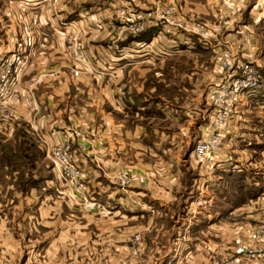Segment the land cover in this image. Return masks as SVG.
<instances>
[{"label":"rangeland","instance_id":"374dc122","mask_svg":"<svg viewBox=\"0 0 264 264\" xmlns=\"http://www.w3.org/2000/svg\"><path fill=\"white\" fill-rule=\"evenodd\" d=\"M75 2L78 15L64 21L74 20V46L80 44L90 60L81 65L82 72L110 74L109 104L125 110L130 124L147 115L140 112L141 105L157 106L159 111L170 101L188 103L195 111L202 106L199 114L178 113L193 120L185 133L191 139L185 157L201 162L192 156V149L212 129L211 90L229 84L245 66L264 76V0ZM143 40V44L151 40L150 45H140ZM20 42L0 53V264H264V256L235 262L237 245L253 243L254 228L264 225V198L259 192L264 187V149H255L257 155L250 163L247 150L251 149L233 131L244 128L241 123L251 108H259L261 89L239 95L225 136L223 162L206 163L205 182L221 189L222 198L203 184L202 198L195 196L190 205L201 217L219 210L223 216L210 225L200 224L185 241L182 235L173 238L185 231L182 225L173 226L178 217L179 224L184 221L182 204L174 215L152 206L140 211L134 181L123 186L118 177L111 181L81 170L74 145L77 137L88 138L81 125L59 129L64 139L56 144L46 143L42 131L30 127L33 121L36 124V94L25 87L23 78L31 66L29 48L19 46ZM28 44H32L29 39ZM13 52L22 58L23 69L8 79L1 74L3 58ZM72 55L75 67L80 62L73 49ZM75 83L85 89L88 82ZM101 83L92 84L99 105ZM77 95L81 106L77 116H85L93 98L83 92ZM159 111L153 115L162 125ZM47 115V124L60 120V114ZM199 125H206L204 135L197 136ZM234 142L237 151H231ZM60 146L67 148L78 175L55 157ZM216 164L226 174L218 177L210 172ZM125 169L134 175L128 167L121 172ZM200 203L206 210L201 214L195 208Z\"/></svg>","mask_w":264,"mask_h":264},{"label":"crops","instance_id":"0c3cea01","mask_svg":"<svg viewBox=\"0 0 264 264\" xmlns=\"http://www.w3.org/2000/svg\"><path fill=\"white\" fill-rule=\"evenodd\" d=\"M23 1L0 0V53L3 50H10L16 45V41L23 42L18 43L19 46L29 48L27 57L30 58L31 68L23 80L26 83L25 87H29L36 94L34 115L36 124L34 125L33 121L30 127L39 128L43 133V140L48 144L50 142L56 144L64 139L62 131L59 130L64 126L73 127L76 123V126L81 125L85 128L88 133L86 141L80 137L74 140L78 151L76 158L81 170L89 175L101 174L111 181H117L121 170L130 168L135 175L134 185L141 199L137 208L140 211L148 210V206H152L174 215V209L182 204L184 207L182 213L185 212L184 221L179 224L178 217L173 221V226L177 225L179 228L182 225L185 231L173 238L179 239L182 235L181 239L189 241L191 239L189 232L199 228L197 226L210 225L221 219L223 214L220 210L208 211L209 214L202 217L194 213V209L190 210L195 196L202 198L203 184L207 185L205 181L208 162L198 163L189 156L187 159L185 157L189 153L191 141L185 133L193 121L189 115L192 112L199 114L202 106L199 105L198 111H195L188 103L177 105L170 101L164 107L161 106L162 110L159 111L157 106L141 105L138 106L142 110L140 112L147 115L144 116V120L142 117V120L134 118L135 123L130 124L125 118V110H121L118 105L109 104L111 93L109 73L81 72L79 75L73 73L76 63L72 55V49L75 47L73 36L77 29L72 26L74 20L68 23L64 19L78 15L76 0ZM28 39L29 43H32L31 46ZM149 41L145 40L146 43L143 44V40L140 45H150ZM83 79L85 82H91L90 86L85 83V89L75 83ZM99 81L102 82L101 105L94 101L92 88L93 82ZM117 91L118 95L122 92L120 89ZM79 92L93 98L90 101L92 105L90 111L80 117L77 116L78 107H81L77 101ZM259 95L262 96L259 108L257 106L251 108L246 122L241 123V127L244 128L233 130L236 138L245 142V148L251 149L247 150L250 151L247 156V159L251 160L250 163L254 162V155H257L254 150L262 152L264 149V92ZM157 111L163 113L160 115L162 125H158L157 116L153 115L158 113ZM49 112L56 116L60 114V120L47 124L48 118H45L49 116L47 115ZM135 113L138 111L135 110ZM178 113L189 115L182 116ZM62 116L65 118L63 121ZM177 121H180L179 125H175ZM205 131L206 125H199L196 128L197 136L204 135ZM231 147H233L231 151H237L238 143L234 142ZM225 151L223 147L216 156L215 163L223 162L221 160L226 154ZM220 164L215 165L217 168L215 171H210L216 173L218 177L226 174L219 168L222 165ZM261 174L264 179V170ZM202 181L204 183H201ZM207 186L222 198L221 189L212 183ZM259 192L264 198V187ZM145 197L148 201L144 200ZM213 198L215 199V196ZM195 208L199 214L206 211L202 204H195Z\"/></svg>","mask_w":264,"mask_h":264},{"label":"built area","instance_id":"2783aa9c","mask_svg":"<svg viewBox=\"0 0 264 264\" xmlns=\"http://www.w3.org/2000/svg\"><path fill=\"white\" fill-rule=\"evenodd\" d=\"M25 1L28 0H24L23 2ZM127 19L130 20L132 18L127 17ZM73 51L77 60L80 62L79 65L74 67L73 73L79 75L82 72L81 65L86 64L90 60L80 44L75 45ZM3 59L4 68L1 70L2 77L8 79L17 77L16 73H19L23 69L22 65H20L23 60L19 54L13 52ZM228 63L229 61L227 59L225 64ZM258 89L264 92V76L245 66L243 72L232 78L229 84L211 90L209 98L214 104L212 129L206 136L201 137L195 142L192 149V156L201 162H213L216 159V156L224 147L225 136L229 130L232 114L239 95L244 91L254 92ZM54 154L60 163L69 168L71 174L78 175L79 169L75 163H72V157L68 153L67 148L62 146L57 147ZM118 180L123 186H130L134 181V175L130 170L125 169L119 174ZM199 201L201 202L202 199H199ZM254 237L253 243L237 245L235 250L237 255L235 259L236 263L240 262L244 257L257 258L264 256V225H258L254 228Z\"/></svg>","mask_w":264,"mask_h":264},{"label":"trees","instance_id":"16d2710c","mask_svg":"<svg viewBox=\"0 0 264 264\" xmlns=\"http://www.w3.org/2000/svg\"><path fill=\"white\" fill-rule=\"evenodd\" d=\"M147 37V36H146ZM149 39V38H148Z\"/></svg>","mask_w":264,"mask_h":264}]
</instances>
